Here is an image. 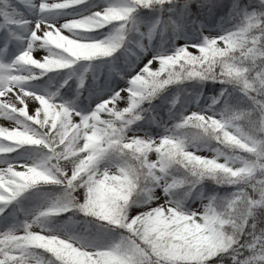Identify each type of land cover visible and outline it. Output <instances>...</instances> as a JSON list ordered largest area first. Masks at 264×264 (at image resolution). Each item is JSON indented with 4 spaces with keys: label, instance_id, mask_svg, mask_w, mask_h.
<instances>
[{
    "label": "snow or ice",
    "instance_id": "6c2138e0",
    "mask_svg": "<svg viewBox=\"0 0 264 264\" xmlns=\"http://www.w3.org/2000/svg\"><path fill=\"white\" fill-rule=\"evenodd\" d=\"M0 264H264V0H0Z\"/></svg>",
    "mask_w": 264,
    "mask_h": 264
},
{
    "label": "rangeland",
    "instance_id": "374dc122",
    "mask_svg": "<svg viewBox=\"0 0 264 264\" xmlns=\"http://www.w3.org/2000/svg\"><path fill=\"white\" fill-rule=\"evenodd\" d=\"M0 123H3L2 121H0Z\"/></svg>",
    "mask_w": 264,
    "mask_h": 264
}]
</instances>
